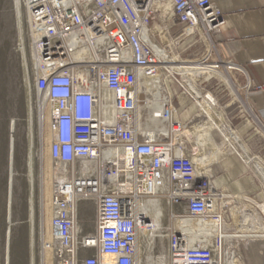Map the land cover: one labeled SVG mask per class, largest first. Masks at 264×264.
Wrapping results in <instances>:
<instances>
[{
    "label": "built area",
    "instance_id": "obj_1",
    "mask_svg": "<svg viewBox=\"0 0 264 264\" xmlns=\"http://www.w3.org/2000/svg\"><path fill=\"white\" fill-rule=\"evenodd\" d=\"M22 2L43 87L38 115L43 121L48 115L49 154L58 167L44 242L52 264H146L155 243L158 254L165 244L167 264H231L242 260V251L264 245V231L225 229L229 197L217 186L216 164L188 148L183 136L192 116L174 120L165 89L153 97L142 86L180 67L174 98L186 100L177 113L204 101L215 111V99L198 89L190 68L170 63L165 43L172 33L191 30L213 42L224 25L222 11L211 0ZM220 67L247 75L218 57L211 69ZM253 87L249 80L246 88ZM152 103L157 112L142 114ZM194 112L214 124L203 110ZM152 120H169L168 134ZM84 204L95 210L92 230Z\"/></svg>",
    "mask_w": 264,
    "mask_h": 264
},
{
    "label": "rangeland",
    "instance_id": "obj_2",
    "mask_svg": "<svg viewBox=\"0 0 264 264\" xmlns=\"http://www.w3.org/2000/svg\"><path fill=\"white\" fill-rule=\"evenodd\" d=\"M165 44L168 46L170 59L179 57L183 63L173 66L189 67L195 76V81L197 80L195 83L198 89L206 95L213 96L217 105L213 115L210 116L215 125L202 112L195 113L202 117V123L190 127L192 131L186 140L188 148H192L190 144L196 141L191 136H197L199 131L209 133L218 145L230 138V142L221 148V151L227 155L225 169L221 172L216 165L212 168V173L215 179H219L220 176L223 178L225 194L229 197L232 206L242 207L247 213L258 211V208L264 207V128L254 121L241 103L242 99L246 104L243 75L238 71H226L223 67L218 70L211 69L212 64L218 61V55L206 34L196 33L189 36L187 31L174 32L168 44ZM34 66L22 0H0V264H4L8 227L12 121H15L13 134L15 154L10 204L12 221L10 264H41L42 262L39 235L41 185L43 204H46L47 233L51 235L49 203L58 167L49 154L53 133L48 115H45L43 125L38 120L37 102L43 99V87L36 80L38 89L35 90ZM175 77L179 79L177 75ZM229 78L233 86L228 84ZM188 83H191L190 80ZM174 91L180 93L181 89L178 85H174ZM180 98L177 101L185 104L186 95ZM190 117L191 114L186 120ZM212 150L214 151V148L210 146L209 152L203 154L210 158L213 154ZM244 178L248 183H244ZM85 213L87 214L85 218L90 224L95 212L93 209H87ZM92 229L93 224L88 225V230ZM252 244L256 243L252 242ZM156 246L157 243L153 246L154 257L165 254L164 243L159 252L161 254L157 253ZM255 249H264V245H255L251 249L242 251V260L238 261L239 264H250ZM46 263L52 264L50 256L47 257Z\"/></svg>",
    "mask_w": 264,
    "mask_h": 264
},
{
    "label": "crops",
    "instance_id": "obj_3",
    "mask_svg": "<svg viewBox=\"0 0 264 264\" xmlns=\"http://www.w3.org/2000/svg\"><path fill=\"white\" fill-rule=\"evenodd\" d=\"M211 1L222 11L224 15V25L222 26L221 31L213 39L214 46L216 48L215 51L218 57H220L223 61L232 62L234 65L242 67L247 73L248 77L240 72L241 75H243L242 79H244L245 83V101L254 121L256 123L259 122L260 125H264V0ZM187 33L189 36L194 35L190 32ZM249 80L252 82L254 87L248 90L246 85ZM168 90L171 91L170 87H168ZM174 105L175 106L173 107L176 110L175 115L178 120H186L191 114V118L194 119L190 124L191 126L202 123V120L198 119L199 116L195 115L193 110H187L182 114L177 113V110L184 108L185 104L177 103L175 100ZM191 108L199 109L198 106H191ZM188 120H186V122ZM263 125L262 127L264 128ZM184 136L189 137L187 135ZM191 138L196 139V141L193 140L194 142L193 144H190V146H192V148L198 153L209 152L210 146L214 148L212 153H217L218 159L216 162L211 159L208 160L209 162L211 161L216 164L218 170L222 172L227 163V155L221 151V148L226 146L224 141L218 145L211 137L207 140L205 139L206 135L199 134L195 137L192 135ZM243 181L245 184L248 183L246 178H244ZM223 182L224 180L220 176V178L217 179V186H223ZM89 206L90 205L88 204H84L82 207L83 220L85 221H87L85 218L87 215L85 213L86 210L93 209ZM263 208L264 207H260L258 208V211L255 210L254 212L247 213L246 209H243L242 207H234L230 204L229 209L233 226L227 227L226 230H256L261 224L264 225ZM94 219L95 213L90 224L93 223ZM235 219H237V221H235ZM250 264H264V249L254 250L250 258Z\"/></svg>",
    "mask_w": 264,
    "mask_h": 264
},
{
    "label": "bare ground",
    "instance_id": "obj_4",
    "mask_svg": "<svg viewBox=\"0 0 264 264\" xmlns=\"http://www.w3.org/2000/svg\"><path fill=\"white\" fill-rule=\"evenodd\" d=\"M190 33H193L194 35L197 33V34H201V35H204L203 32H200V31H196V30H191V31H188ZM188 34V33H187ZM212 45H213V42H212ZM214 47V45H213ZM210 54V53H209ZM173 65L174 64H183L182 61L179 60V57H174L171 62ZM203 65V64H202ZM165 68V67H164ZM180 68V67H172L170 70H168L167 72V79L165 80L163 75H159L158 77L156 78H153V79H145L142 83V86L144 88L145 91H147L148 93H150L153 97H157V95L159 94L160 92V88H164L167 95L166 97L164 98L165 99V102L166 104L169 106V109L172 110L174 113V120H178L177 117H176V110L174 109L173 106H175V98H174V88H173V85H174V76L175 74L177 73V69ZM225 70V69H224ZM34 72H35V66H34ZM204 73V72H203ZM206 73V72H205ZM223 74V73H222ZM34 86H35V90L37 91L38 89V85H37V79H36V73H34ZM228 75V74H227ZM222 76V75H221ZM225 80V79H224ZM228 84L229 85H232V80L229 78L227 80ZM167 85H170V86H167ZM233 86V85H232ZM168 87H170V90H168ZM198 97L199 94H197ZM208 98L211 99V100H214L213 99V96H211L210 94L208 95ZM215 101V100H214ZM40 101H38L39 103ZM241 103L243 105V107L245 108V110L247 112L250 113V115L252 116L251 112L249 111L248 109V106L245 104V102L242 101L241 99ZM150 107H142L140 110H141V113L142 114H146V115H153L154 113H156L157 111H155V104L152 103V104H149ZM198 106V108L200 110H203L204 112H206L209 117L213 115V110H212V107L210 105H208L207 102H201L199 103V105H196ZM46 115V111L44 112V116ZM38 120L41 122V124L43 125V116L41 115V113H39L38 115ZM48 120V118H47ZM152 123L154 124V126H156L157 128H160L163 133L165 135L168 134V131H169V120H166V121H157V120H152ZM195 123V122H194ZM215 123V122H214ZM205 124V123H204ZM259 126L262 127V125H260V123L258 122L257 123ZM15 121H12L11 122V127H10V131L11 133L15 132ZM215 125V124H214ZM221 125V124H220ZM219 125V127H220ZM218 126V125H217ZM216 126V127H217ZM192 127V126H191ZM217 127V128H219ZM49 128V127H48ZM196 128V127H195ZM200 129V128H199ZM49 130V129H48ZM219 130V129H218ZM191 131H192V128L190 127H187L186 131L183 133V136L184 135H187L189 136V134H191ZM216 131V130H214ZM48 132V131H47ZM220 132V131H219ZM226 132V131H225ZM197 133V132H196ZM221 134V133H220ZM225 134V133H224ZM223 134V135H224ZM231 134V133H230ZM50 135V134H49ZM199 135H206V138L205 139H209L210 134L205 132V133H202L199 131ZM231 136V135H230ZM234 136V135H233ZM13 137V134L11 135L10 137V151H9V199H8V213H7V224H8V227H7V231H6V246H5V258H4V264H10V239H11V191H12V187H13V178H12V175H11V153H12V140L14 139ZM227 137V136H226ZM232 138V137H231ZM237 138V137H235ZM234 138V139H235ZM238 139V138H237ZM49 140V139H48ZM206 140V141H207ZM230 141V138L226 139V141H224V144L227 145V143H229ZM42 157V155H41ZM48 159V158H47ZM208 159H211L212 161L216 162L217 159H218V155L217 153H214L212 154V156ZM211 162V161H210ZM212 163V162H211ZM200 168L201 169H204V163H200ZM262 170V169H261ZM49 172V171H48ZM52 182V180H51ZM48 184V183H47ZM50 198V197H49ZM51 199V198H50ZM40 221H39V235H40V243H41V247H40V254L42 255V262L41 264H47L46 263V260H47V257L50 256V258L52 259V251L50 249L47 248L46 245H44V242H48L49 239H50V236L48 235V231H47V226H48V221L46 220V204L44 205L43 204V197H42V185H41V200H40ZM46 203V202H45ZM224 205H225V210H226V224H225V229L227 227H230V226H233V222H232V217H231V213H230V209H229V202H228V199L225 198L224 200ZM45 206V207H44ZM146 208V204L143 203L142 204V211H144ZM247 212V211H246ZM234 213V212H233ZM242 213V212H240ZM236 214V213H235ZM235 221H237V219H235ZM239 223V222H238ZM237 224V223H236ZM242 225V224H241ZM181 227H184V226H181ZM263 231V224H261L257 229L256 231ZM152 248H150L149 250H151ZM167 254H163L159 257L158 261L156 260V257H154L150 251V253H148L147 257H146V264H167V258L166 257ZM231 264H239L238 261H235V262H232Z\"/></svg>",
    "mask_w": 264,
    "mask_h": 264
},
{
    "label": "water",
    "instance_id": "obj_5",
    "mask_svg": "<svg viewBox=\"0 0 264 264\" xmlns=\"http://www.w3.org/2000/svg\"><path fill=\"white\" fill-rule=\"evenodd\" d=\"M14 134V130L12 132ZM14 154H15V141L12 140V153H11V175L14 178Z\"/></svg>",
    "mask_w": 264,
    "mask_h": 264
}]
</instances>
